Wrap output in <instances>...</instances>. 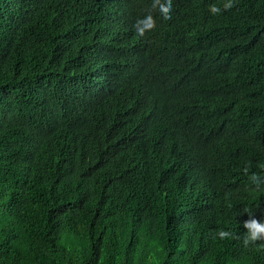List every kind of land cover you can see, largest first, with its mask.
Masks as SVG:
<instances>
[{"label":"trees","instance_id":"16d2710c","mask_svg":"<svg viewBox=\"0 0 264 264\" xmlns=\"http://www.w3.org/2000/svg\"><path fill=\"white\" fill-rule=\"evenodd\" d=\"M166 3L0 0V264H264V0Z\"/></svg>","mask_w":264,"mask_h":264},{"label":"clouds","instance_id":"9594fccd","mask_svg":"<svg viewBox=\"0 0 264 264\" xmlns=\"http://www.w3.org/2000/svg\"><path fill=\"white\" fill-rule=\"evenodd\" d=\"M156 3H159V0H156ZM233 7V4L231 2L226 3L224 5V8L230 9ZM170 10H171V0H167L166 4H161L160 5V11L163 14V17L165 20L171 19L170 16ZM220 9L212 6L211 7V12L213 14L219 13ZM143 25V27H139V25ZM155 26L154 20L152 16L146 17L142 21H138V24L134 27L137 28V34L140 36H143L145 34L146 30H151ZM244 171L247 173L248 168L246 167ZM249 180L251 181V184L255 186L256 189H259L262 184H264V179H262L259 175L253 173L250 177ZM231 207V205H229ZM248 214V219L243 222V227L246 229L245 235L243 237V243L247 247L250 244L253 245L254 247H257L261 250H264V244L257 245L258 241H264V220H257L255 216L250 213L246 212ZM220 240H225V239H237V237L233 232L221 229L218 231L216 234ZM215 238V237H214Z\"/></svg>","mask_w":264,"mask_h":264},{"label":"bare ground","instance_id":"6f19581e","mask_svg":"<svg viewBox=\"0 0 264 264\" xmlns=\"http://www.w3.org/2000/svg\"><path fill=\"white\" fill-rule=\"evenodd\" d=\"M4 202V201H3ZM6 203V202H5Z\"/></svg>","mask_w":264,"mask_h":264}]
</instances>
